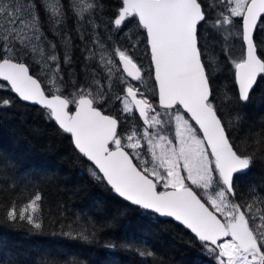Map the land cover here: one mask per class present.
I'll return each instance as SVG.
<instances>
[{
    "label": "snow or ice",
    "instance_id": "1",
    "mask_svg": "<svg viewBox=\"0 0 264 264\" xmlns=\"http://www.w3.org/2000/svg\"><path fill=\"white\" fill-rule=\"evenodd\" d=\"M221 76L231 77L223 93ZM261 81L264 0H0V89L15 94L0 106H38L70 135L122 202L106 224L132 209L172 218L210 264H264V180L242 183L264 163V126L233 138ZM27 179L0 155V180ZM44 210L39 190L0 204L5 222L30 232L43 231ZM65 227L61 235L86 242L96 231L87 216ZM121 247L144 264L156 255ZM0 264L55 261L0 250Z\"/></svg>",
    "mask_w": 264,
    "mask_h": 264
},
{
    "label": "trees",
    "instance_id": "2",
    "mask_svg": "<svg viewBox=\"0 0 264 264\" xmlns=\"http://www.w3.org/2000/svg\"><path fill=\"white\" fill-rule=\"evenodd\" d=\"M102 2L107 4L108 0ZM104 19L106 21L107 16ZM73 56L75 67L79 52L74 51ZM230 80V76H221L218 80L222 93L226 84L231 86ZM9 96L14 97L6 88L0 89V97ZM242 115L245 117L243 125L233 133L237 144H241V137L259 133L264 126V81L256 89L253 101L244 106ZM46 116L38 108L18 100L11 107L0 106V155L17 161L21 172L28 177L26 182H17L13 187L0 180V204L13 200L22 203L39 190L44 194L45 209L41 232H30V226L23 221L19 224L5 222L0 212V250L23 253L35 260L51 254L55 264H75L76 261L81 264H144V258L121 247L131 241L155 252L149 264H210V258L198 241L173 221L132 209L119 223L106 224L104 217L118 209L122 202L91 175V165L77 154L70 139ZM261 180H264V163L258 162L242 183ZM85 216L93 220L96 228L89 241L71 240L60 234L69 224L75 227L76 223H83Z\"/></svg>",
    "mask_w": 264,
    "mask_h": 264
},
{
    "label": "water",
    "instance_id": "3",
    "mask_svg": "<svg viewBox=\"0 0 264 264\" xmlns=\"http://www.w3.org/2000/svg\"><path fill=\"white\" fill-rule=\"evenodd\" d=\"M13 96H15V94H13V93H11ZM21 102V101H20ZM21 103H23V104H26V105H29V106H31V107H35V108H38L39 110H41V111H43L44 113H46L44 110H42L40 107H38V106H35V105H32V104H30V103H27V102H21ZM54 125H56L54 122H52ZM57 126V125H56ZM57 128H58V126H57ZM59 129V128H58ZM59 131L61 132V134L62 135H64L65 137H67V138H69L70 139V141H71V143H72V140H71V137H70V135L69 134H66V133H64L62 130H60L59 129ZM72 145H73V143H72ZM73 147H74V145H73ZM75 149V148H74ZM75 151L77 152V154L84 160V161H86L87 163H89L90 165H91V162L90 161H88L85 157H83L79 152H78V150H76L75 149ZM104 184V183H103ZM104 186H105V188L108 190V188L106 187V185L104 184ZM109 191V190H108ZM110 192V191H109ZM150 214V213H149ZM151 215H154V216H156V217H158L159 219H163V220H170V221H173V222H175L172 218H167V217H161V216H159V215H155V214H151ZM177 225H179V226H181L182 228H184L187 232H189L193 237H194V234H192L189 230H187L184 226H182V225H180L178 222H175ZM195 238V237H194ZM198 241V240H197ZM199 243V242H198Z\"/></svg>",
    "mask_w": 264,
    "mask_h": 264
},
{
    "label": "rangeland",
    "instance_id": "4",
    "mask_svg": "<svg viewBox=\"0 0 264 264\" xmlns=\"http://www.w3.org/2000/svg\"><path fill=\"white\" fill-rule=\"evenodd\" d=\"M238 47H239V45H238ZM130 79V78H129ZM173 134H174V130H173Z\"/></svg>",
    "mask_w": 264,
    "mask_h": 264
}]
</instances>
